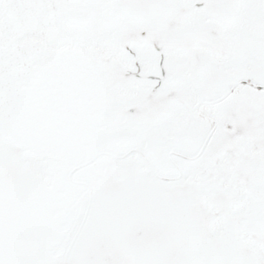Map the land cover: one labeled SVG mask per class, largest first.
<instances>
[{"label":"snow or ice","instance_id":"6c2138e0","mask_svg":"<svg viewBox=\"0 0 264 264\" xmlns=\"http://www.w3.org/2000/svg\"><path fill=\"white\" fill-rule=\"evenodd\" d=\"M0 264H264V0H0Z\"/></svg>","mask_w":264,"mask_h":264}]
</instances>
